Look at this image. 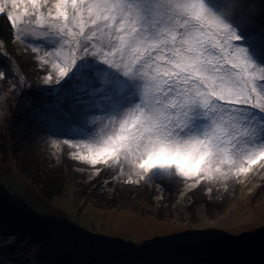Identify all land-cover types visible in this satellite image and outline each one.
<instances>
[{
  "label": "snow or ice",
  "instance_id": "snow-or-ice-1",
  "mask_svg": "<svg viewBox=\"0 0 264 264\" xmlns=\"http://www.w3.org/2000/svg\"><path fill=\"white\" fill-rule=\"evenodd\" d=\"M0 14L50 69L45 107L80 136L62 142L73 158L193 188L264 162V27L246 0H0ZM10 71L0 81L24 87Z\"/></svg>",
  "mask_w": 264,
  "mask_h": 264
},
{
  "label": "rangeland",
  "instance_id": "rangeland-1",
  "mask_svg": "<svg viewBox=\"0 0 264 264\" xmlns=\"http://www.w3.org/2000/svg\"><path fill=\"white\" fill-rule=\"evenodd\" d=\"M246 2L257 28L264 27V0ZM14 47L17 59L13 62L19 69L15 83L19 85L23 75L26 85L13 88L8 81H0V264H196L194 252L207 251V241L264 226V162L238 179H229L234 188L231 194H227L229 186L217 187L224 197H207L216 203L192 199L189 192L198 185L189 187L183 181L170 206L162 183L156 181L159 178L151 183L145 178L156 189L150 190V196L112 191L111 208H99L87 191L94 167L85 162L79 169L88 173L86 181L80 180L81 185L70 181L61 196L45 199L40 186L20 171L12 147L26 151L32 146V131L56 129L45 109L49 102L42 100L47 97L53 103L54 86L43 82L50 69L40 66L30 47L16 39ZM44 122L49 123L43 126ZM26 123L27 137L17 140ZM78 139L74 133V138L65 140ZM15 140L19 145L13 144ZM75 151L72 148L71 153ZM121 182V178L113 179V189ZM239 241L234 245L244 242Z\"/></svg>",
  "mask_w": 264,
  "mask_h": 264
},
{
  "label": "trees",
  "instance_id": "trees-1",
  "mask_svg": "<svg viewBox=\"0 0 264 264\" xmlns=\"http://www.w3.org/2000/svg\"><path fill=\"white\" fill-rule=\"evenodd\" d=\"M211 2V0H210ZM14 29L11 28L10 22L5 18V14H0V43L3 44V47H0V53H4V56H0V67L11 70L14 60L16 61L17 56L14 53L17 50L14 47ZM239 43V42H238ZM48 71L45 72V74ZM11 79L16 80L17 74L12 73L10 71ZM52 90V87H50ZM45 103L48 101L49 103L46 105H50L51 101L47 99V97L42 99ZM47 109V114L49 115L50 109ZM33 123L30 120V124ZM49 122H44L43 126H47ZM57 129V126H55ZM52 128V127H51ZM28 124L26 123L25 129L19 130V138L17 140L23 141L25 137H27ZM47 129L43 127V132H31L30 135V144L32 142V146L24 151L25 147H12V155L18 159V166L21 172H23L34 184H38L41 190L39 191L41 195L47 199L52 201L55 197L61 196L66 191L67 184L70 181H75L80 184L81 181H86L88 177V173L86 170H80V166L84 165L83 162L78 161L76 159L71 158L70 153L72 152V148L64 145L62 142L68 138L73 137L74 133L66 130L63 126L61 129ZM29 133V132H28ZM36 136L43 137L41 140L37 139ZM13 140L14 134H12ZM52 141H57L60 143V148L57 149L52 146ZM13 144H18L15 140ZM12 144V145H13ZM19 145V144H18ZM23 148V149H22ZM97 169L99 172L97 174ZM94 175L91 177V181L87 178V181L90 182L87 185H91L92 187L87 186V191L91 196V202L93 201L95 206L99 208H111L108 198L112 196V191L115 194L118 193H126L133 194L139 196H150V190H156L152 185L146 180H140L138 184L135 183H127V171L125 175H119L118 169H109L103 165H97L93 170ZM116 177L121 178L122 182L120 183V187L113 189V179ZM156 181L162 183L164 187L165 196L168 197V204L171 206L177 200V197L180 193V190L183 186V181H181L176 176L171 177H158ZM231 180H228L225 183H216V184H208L207 182H201L196 188L192 189L189 192L190 197L194 200H202L205 204L207 203H216L217 200L212 201L208 199V196L216 197L221 195L224 197L225 194L217 192L216 188L220 187L224 189L225 186H229L227 189V194H231L233 188V183L229 185ZM86 185V184H84ZM79 187V186H78ZM214 188V190H213ZM211 189V194L208 195V190ZM164 196V197H165ZM93 198V199H92ZM111 201V199H110ZM145 203L147 201L143 200ZM140 205V203H138ZM142 209V207H141ZM159 243V242H158ZM1 262V261H0ZM2 263V262H1Z\"/></svg>",
  "mask_w": 264,
  "mask_h": 264
},
{
  "label": "water",
  "instance_id": "water-1",
  "mask_svg": "<svg viewBox=\"0 0 264 264\" xmlns=\"http://www.w3.org/2000/svg\"><path fill=\"white\" fill-rule=\"evenodd\" d=\"M241 239L243 246L234 245ZM205 246L207 251L194 252L196 264H264V226L209 240Z\"/></svg>",
  "mask_w": 264,
  "mask_h": 264
},
{
  "label": "clouds",
  "instance_id": "clouds-1",
  "mask_svg": "<svg viewBox=\"0 0 264 264\" xmlns=\"http://www.w3.org/2000/svg\"><path fill=\"white\" fill-rule=\"evenodd\" d=\"M194 255V254H193ZM195 256H193V259H194ZM194 262H196L195 260H193Z\"/></svg>",
  "mask_w": 264,
  "mask_h": 264
}]
</instances>
